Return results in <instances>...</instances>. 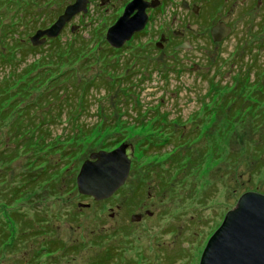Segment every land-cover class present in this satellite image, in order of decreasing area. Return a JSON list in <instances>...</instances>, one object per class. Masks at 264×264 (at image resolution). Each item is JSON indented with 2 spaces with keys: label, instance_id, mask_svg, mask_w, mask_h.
<instances>
[{
  "label": "rangeland",
  "instance_id": "rangeland-1",
  "mask_svg": "<svg viewBox=\"0 0 264 264\" xmlns=\"http://www.w3.org/2000/svg\"><path fill=\"white\" fill-rule=\"evenodd\" d=\"M74 1L0 0V264H199L240 196L264 195V6L218 49L207 43L215 61L203 54L196 73L165 82L171 57L154 60L137 95L130 52L106 42L117 0H88L31 45ZM122 144L125 184L106 200L80 195L82 164Z\"/></svg>",
  "mask_w": 264,
  "mask_h": 264
},
{
  "label": "water",
  "instance_id": "water-1",
  "mask_svg": "<svg viewBox=\"0 0 264 264\" xmlns=\"http://www.w3.org/2000/svg\"><path fill=\"white\" fill-rule=\"evenodd\" d=\"M88 0H75L49 28L38 30L30 37L33 47L45 44L46 40L58 37L67 23L79 14L87 12ZM130 8L126 7L119 20L109 28L106 42L112 48H120L134 31L142 29L145 18L138 14L129 19ZM77 27L72 26L71 32ZM228 29L216 25L211 30L214 41L227 35ZM47 38V39H46ZM126 144L111 152L92 153L76 177L80 195L94 201L106 200L121 188L129 175L131 161ZM84 206V205H82ZM139 215L131 216V222L140 221ZM199 264H264V195L248 192L240 196L235 206L226 213L222 224L208 239Z\"/></svg>",
  "mask_w": 264,
  "mask_h": 264
},
{
  "label": "flooded vegetation",
  "instance_id": "flooded-vegetation-1",
  "mask_svg": "<svg viewBox=\"0 0 264 264\" xmlns=\"http://www.w3.org/2000/svg\"><path fill=\"white\" fill-rule=\"evenodd\" d=\"M117 1L123 4V12L126 7L129 6V19H136L139 13L143 14L145 18L142 29L134 31L130 39L120 48L115 49L111 47L121 59L127 56L126 51L130 52V56H127V64H130L129 68L132 70L130 80L133 79L130 83V88L133 89V93L137 95L144 90L142 85L149 81L152 73V66H158L156 62H153L154 60L164 61L165 57H171L168 60H170L173 65H171L167 74H164L165 82H167L166 78L168 74L172 72H176L173 74H176L175 78L181 79L184 72L188 69L196 73L198 69H200L198 63L201 61L203 54H205L204 56L206 58L213 57L211 52H208V50L204 48L207 47V43H210L215 49H218L225 41L239 35V29H244V23L246 24L248 21L247 15L249 12H259L264 6L263 0ZM101 3L103 5L108 4L110 0H102ZM180 14L189 16L188 22L192 21V23L197 26L195 31L191 30V26L188 23L183 25L181 23L182 20L180 19L179 21L177 15ZM165 15H170L172 17L170 20L166 21ZM217 24L228 29L227 35L220 41H214L211 36V30ZM252 27L253 24L250 29H248L250 34L252 32ZM200 39L205 41L202 43V47L197 44ZM238 41H240L239 45L243 51L248 42V40H246V35L243 38L241 34ZM193 52H199V57H197L196 60H189L184 57L185 54H191ZM212 59L215 61V58ZM113 61V63H117L115 60ZM125 69L127 70V68ZM181 84H185L183 80H181ZM177 93L178 92H176V94ZM146 215H151V213L147 212ZM139 216L142 218V215Z\"/></svg>",
  "mask_w": 264,
  "mask_h": 264
},
{
  "label": "trees",
  "instance_id": "trees-1",
  "mask_svg": "<svg viewBox=\"0 0 264 264\" xmlns=\"http://www.w3.org/2000/svg\"><path fill=\"white\" fill-rule=\"evenodd\" d=\"M14 158H15V157H14V156H12V157H10V158H9V160H13Z\"/></svg>",
  "mask_w": 264,
  "mask_h": 264
}]
</instances>
